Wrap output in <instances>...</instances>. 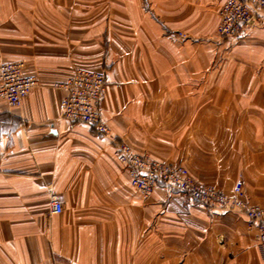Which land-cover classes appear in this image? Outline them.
Masks as SVG:
<instances>
[{
  "label": "crops",
  "instance_id": "0c3cea01",
  "mask_svg": "<svg viewBox=\"0 0 264 264\" xmlns=\"http://www.w3.org/2000/svg\"><path fill=\"white\" fill-rule=\"evenodd\" d=\"M221 2L0 0V64L39 80L21 106L0 99V264H264L243 214L143 196L108 138L61 118L56 84L105 69L113 137L226 193L243 179L264 206V22L223 40Z\"/></svg>",
  "mask_w": 264,
  "mask_h": 264
},
{
  "label": "built area",
  "instance_id": "2783aa9c",
  "mask_svg": "<svg viewBox=\"0 0 264 264\" xmlns=\"http://www.w3.org/2000/svg\"><path fill=\"white\" fill-rule=\"evenodd\" d=\"M218 14L219 38L243 41L252 28L264 22V0H222ZM177 34L184 37L179 31ZM24 67L23 62L0 64V99L11 107L21 106L24 98L39 84L36 76L23 74ZM106 86L105 69H75L72 76L56 84L65 92L61 100V118L86 124L98 136L108 138L131 185L143 196H150L161 186L209 211L243 214L250 228H258L257 241L264 244V206L250 202L242 179L235 182L231 193H226L212 184L196 180L182 163L157 160L137 152L124 139L113 137L102 117ZM49 210L53 214L64 210L63 202L54 192H50Z\"/></svg>",
  "mask_w": 264,
  "mask_h": 264
},
{
  "label": "rangeland",
  "instance_id": "374dc122",
  "mask_svg": "<svg viewBox=\"0 0 264 264\" xmlns=\"http://www.w3.org/2000/svg\"><path fill=\"white\" fill-rule=\"evenodd\" d=\"M237 42H241V41H237ZM187 168V167H186ZM188 169V168H187ZM243 180V179H242ZM244 181V180H243ZM244 183H245V181H244ZM245 189H246V187H245ZM246 191V190H245ZM262 206V205H261Z\"/></svg>",
  "mask_w": 264,
  "mask_h": 264
}]
</instances>
